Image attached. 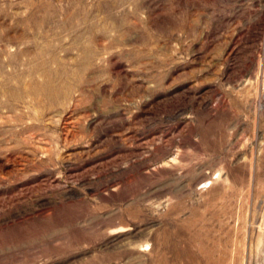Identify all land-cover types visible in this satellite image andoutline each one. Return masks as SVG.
Masks as SVG:
<instances>
[{
	"label": "rangeland",
	"instance_id": "1",
	"mask_svg": "<svg viewBox=\"0 0 264 264\" xmlns=\"http://www.w3.org/2000/svg\"><path fill=\"white\" fill-rule=\"evenodd\" d=\"M0 264H264V0H0Z\"/></svg>",
	"mask_w": 264,
	"mask_h": 264
}]
</instances>
